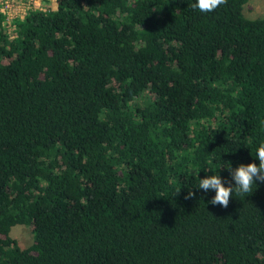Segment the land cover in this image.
<instances>
[{
  "label": "trees",
  "instance_id": "obj_1",
  "mask_svg": "<svg viewBox=\"0 0 264 264\" xmlns=\"http://www.w3.org/2000/svg\"><path fill=\"white\" fill-rule=\"evenodd\" d=\"M248 2L59 0L13 35L0 15V264H264V183L227 208L196 188L259 164Z\"/></svg>",
  "mask_w": 264,
  "mask_h": 264
},
{
  "label": "clouds",
  "instance_id": "obj_2",
  "mask_svg": "<svg viewBox=\"0 0 264 264\" xmlns=\"http://www.w3.org/2000/svg\"><path fill=\"white\" fill-rule=\"evenodd\" d=\"M227 3V0H195V3L191 4L193 9H199L200 12L209 13L215 11L219 6ZM256 158L259 160V164H239L235 169L231 166L227 167L229 176L231 179L228 181L230 186L226 187L219 174H213L206 176L203 179L199 178V183L196 186L197 189H202L205 192L213 190L215 192L214 197L208 201L211 205H220L223 208H227L229 205L230 196L233 193L248 194L252 193V185L256 184V181L264 183V143L260 144L256 150ZM205 172L210 170L204 169ZM232 181L235 182L232 186ZM195 192L189 188L185 199L194 198Z\"/></svg>",
  "mask_w": 264,
  "mask_h": 264
},
{
  "label": "built area",
  "instance_id": "obj_3",
  "mask_svg": "<svg viewBox=\"0 0 264 264\" xmlns=\"http://www.w3.org/2000/svg\"><path fill=\"white\" fill-rule=\"evenodd\" d=\"M59 0H0V15L5 16V25L13 35L17 20H24L31 11H47L58 6Z\"/></svg>",
  "mask_w": 264,
  "mask_h": 264
},
{
  "label": "rangeland",
  "instance_id": "obj_4",
  "mask_svg": "<svg viewBox=\"0 0 264 264\" xmlns=\"http://www.w3.org/2000/svg\"><path fill=\"white\" fill-rule=\"evenodd\" d=\"M54 9H57L54 6ZM245 15L250 19H258L264 16V0H249L244 8ZM11 236L17 241L21 248L30 247L33 244V233L26 226H15Z\"/></svg>",
  "mask_w": 264,
  "mask_h": 264
}]
</instances>
